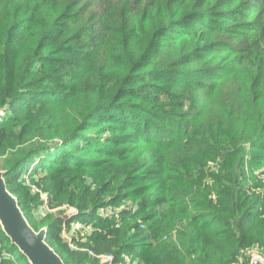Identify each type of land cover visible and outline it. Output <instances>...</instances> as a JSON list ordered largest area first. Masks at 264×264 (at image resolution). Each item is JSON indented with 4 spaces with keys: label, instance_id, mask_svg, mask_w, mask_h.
Segmentation results:
<instances>
[{
    "label": "trees",
    "instance_id": "16d2710c",
    "mask_svg": "<svg viewBox=\"0 0 264 264\" xmlns=\"http://www.w3.org/2000/svg\"><path fill=\"white\" fill-rule=\"evenodd\" d=\"M88 1L0 0L2 169L29 225L65 264L264 259V0ZM0 264H29L1 229Z\"/></svg>",
    "mask_w": 264,
    "mask_h": 264
},
{
    "label": "water",
    "instance_id": "95a60500",
    "mask_svg": "<svg viewBox=\"0 0 264 264\" xmlns=\"http://www.w3.org/2000/svg\"><path fill=\"white\" fill-rule=\"evenodd\" d=\"M5 172H0L1 231L29 264H65L47 244V229L35 231L25 219L18 200L6 188Z\"/></svg>",
    "mask_w": 264,
    "mask_h": 264
},
{
    "label": "rangeland",
    "instance_id": "374dc122",
    "mask_svg": "<svg viewBox=\"0 0 264 264\" xmlns=\"http://www.w3.org/2000/svg\"><path fill=\"white\" fill-rule=\"evenodd\" d=\"M61 1H63V0H61ZM86 2H88V4H89V1L88 0H85ZM24 2L25 3H27L28 2V0H24ZM68 36V34L66 35V37ZM200 63L199 62H195L194 63V65L195 66H198ZM217 110V108H215V107H213V109H212V111H216ZM211 111V112H212ZM0 116H4V113H2V114H0ZM56 142L57 143H59V141H57L56 140ZM38 150H42V148H39ZM11 151V150H10ZM9 152H7V154H8ZM3 153H0V172H3L4 170L2 169V162H3V160L5 159V158H7L6 157V155L4 154V155H2ZM45 154H46V152H43V153H41V152H38L36 155H35V157H34V159L33 160H35V162L32 164V166L34 165V164H36L42 157H44L45 156ZM252 157H254V155H252ZM215 166V164H212V167H214ZM247 168V167H246ZM248 170H250V168H247V171ZM5 172V171H4ZM28 178V177H27ZM26 178V179H27ZM36 189V188H35ZM38 192L37 193H39V190L38 189H36ZM41 198L45 201V198H46V196L44 195V194H42L41 193ZM130 204V202H127L126 204H124L125 206H127V205H129ZM45 208H47L46 207V204L44 205V207H41V210H44ZM48 209V208H47ZM49 210V209H48ZM108 213H107V215H110V212H114V210H112V209H108V211H107ZM75 217L76 216V212L74 211V210H72V209H70L69 210V212H68V214H67V216H66V218H65V220H68V218L69 217ZM71 217V218H72ZM104 217V216H103ZM73 223H75V222H73ZM0 229H1V226H0ZM42 229H44V228H42ZM77 230H81V235H83V236H86V238H87V236H89V234L90 233H92L93 231H94V229L93 228H81V227H79V226H75L74 228H73V230L70 232V233H67V232H63L62 233V238L65 240V241H68V240H70V238H72V236L74 235H76V231ZM86 240V239H85ZM85 250H88V249H81V251L80 252H86ZM88 256H90V257H92V258H95L97 261H96V264H114V262H113V259H110V260H108V259H102V258H97V257H95V256H93V255H91L89 252H88ZM246 256L248 257L247 258V260H246V264H264V259L261 257V255L257 252V251H255V250H253V251H250V252H248L247 254H246ZM125 257V256H124ZM112 260V261H111ZM124 264H132L131 263V260H130V258H128V257H126V259H125V262H124ZM239 264V263H238Z\"/></svg>",
    "mask_w": 264,
    "mask_h": 264
},
{
    "label": "built area",
    "instance_id": "2783aa9c",
    "mask_svg": "<svg viewBox=\"0 0 264 264\" xmlns=\"http://www.w3.org/2000/svg\"><path fill=\"white\" fill-rule=\"evenodd\" d=\"M32 189L35 190L36 192H38V191L35 189L34 186H32ZM104 212H107V211H103V213H104ZM89 253L92 255V252L89 251ZM93 256H94V255H93ZM98 258L108 259V260L113 259L112 256H110V255H109V256H98ZM111 261H112V260H111Z\"/></svg>",
    "mask_w": 264,
    "mask_h": 264
}]
</instances>
